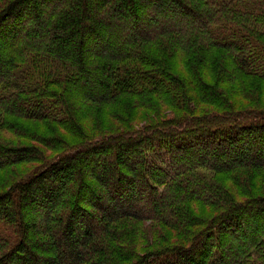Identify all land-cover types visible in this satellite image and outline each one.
<instances>
[{"label": "trees", "instance_id": "16d2710c", "mask_svg": "<svg viewBox=\"0 0 264 264\" xmlns=\"http://www.w3.org/2000/svg\"><path fill=\"white\" fill-rule=\"evenodd\" d=\"M33 162L0 264H264V0H0V172Z\"/></svg>", "mask_w": 264, "mask_h": 264}, {"label": "rangeland", "instance_id": "374dc122", "mask_svg": "<svg viewBox=\"0 0 264 264\" xmlns=\"http://www.w3.org/2000/svg\"><path fill=\"white\" fill-rule=\"evenodd\" d=\"M162 19V18H161ZM172 19H174L173 17H172ZM163 20V19H162ZM169 61V60H168ZM19 64H18V67H19V69L20 68H23V67H25V66H29L30 65V63H28L27 62V65H25L26 64V62L23 60V62H18ZM72 113H73V115H75L76 117L78 116V118H79V122L82 124V120H81V115H88V114H84V113H82V112H80V111H77V110H74L73 109V111H72ZM91 116L93 117V119L92 118H90V120H89V123H88V125H89V130L91 131V135L93 136V137H95V136H97L98 134H99V132H100V130H102V127L104 126V127H106V125L103 123L102 124V120L99 118V117H97V115H96V112L95 111H92L91 113ZM31 125H32V127L29 129V128H24L23 129V131H24V135L23 136H16L17 138H15V136H12V135H8L7 134V137L10 139V140H12L13 141V139H15V141L16 142H19V143H21V144H24L25 142H27V140L28 139H30V138H35V137H39V136H37V135H40L42 138H44V137H47V138H52L51 136H52V134H50V131H46L44 128H42L40 125H39V123H31ZM60 129L57 125H55V124H53V123H50L49 124V129L50 130H53V129ZM107 128H109V126H107ZM36 131V132H35ZM1 133H3V132H1ZM59 138H58V140H60L61 141V143H64V136H63V134L62 133H59L58 135H57ZM29 145H34V144H29ZM51 154H49V156H50ZM36 167H37V163H35V162H33V163H30V164H21V165H19V166H17V165H11L10 167H9V169H7V170H5V171H3V172H0V185H6V182H7V180H9V178H14L16 175V177H17V179L18 178H21V179H23V180H28L31 176H32V174L34 173V172H36L35 171V169H36ZM19 174V175H18ZM263 177H264V174H263ZM12 178V179H13ZM69 188V189H68ZM60 190V189H59ZM58 189H56L55 191L57 192V191H59ZM73 190V188H72V185L71 184H68L67 185V190L65 191V192H63V203H64V205L61 203V204H59L60 206H59V208L62 210V211H65V205L69 202V199L71 198V195H70V193H71V191ZM70 192V193H69ZM261 193L262 194H264V187H263V189H262V191H261ZM79 200H81L82 201V199H79ZM79 203L80 204H82L80 201H79ZM82 206L85 208V207H87V204H85V203H83L82 204ZM36 207H34V209H31V208H28L27 209V212H26V218H29V219H31V217L33 216V218H32V220H34V226L32 227V229L33 230H31L30 232H29V234H28V236H29V238H30V240H31V242H41L42 240H43V237L44 236H41L40 235V233L41 232H39L40 231V228H39V222H40V219L37 217V216H39L40 214H39V212H40V210L38 209V208H36ZM64 209V210H63ZM68 213V212H67ZM39 223V224H38ZM5 235V237L7 236V235H10L9 234V230L7 231V233L6 234H4ZM13 237H14V235H13ZM3 245V243H0V246H2Z\"/></svg>", "mask_w": 264, "mask_h": 264}]
</instances>
